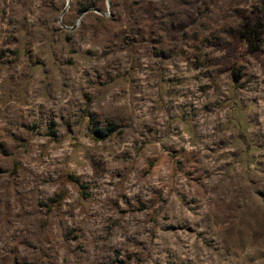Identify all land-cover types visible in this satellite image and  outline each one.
Segmentation results:
<instances>
[{
  "label": "rangeland",
  "instance_id": "obj_1",
  "mask_svg": "<svg viewBox=\"0 0 264 264\" xmlns=\"http://www.w3.org/2000/svg\"><path fill=\"white\" fill-rule=\"evenodd\" d=\"M149 1L0 0V264H264V0Z\"/></svg>",
  "mask_w": 264,
  "mask_h": 264
},
{
  "label": "trees",
  "instance_id": "obj_2",
  "mask_svg": "<svg viewBox=\"0 0 264 264\" xmlns=\"http://www.w3.org/2000/svg\"><path fill=\"white\" fill-rule=\"evenodd\" d=\"M150 4L151 1L148 0ZM264 5V2H263ZM184 25L177 26L173 28L171 31L176 30L179 31ZM232 39L236 41H243L247 44L248 51L252 56L257 57L262 51L263 39H264V6L261 11V14L252 16L243 15L241 17V21L238 27L232 31ZM227 50L230 53L229 58L224 60L223 65H226L228 69L232 72V75L236 80L241 78V69L236 67V63L231 59L234 58V51H230V47H227ZM97 133L101 137H105L106 135L103 131L97 130ZM76 182L83 188V185L76 180Z\"/></svg>",
  "mask_w": 264,
  "mask_h": 264
}]
</instances>
